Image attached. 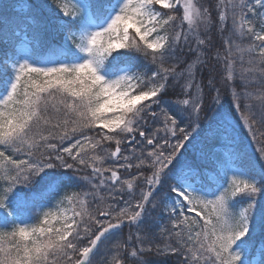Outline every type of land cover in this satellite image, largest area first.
I'll return each mask as SVG.
<instances>
[{
    "label": "snow or ice",
    "instance_id": "snow-or-ice-1",
    "mask_svg": "<svg viewBox=\"0 0 264 264\" xmlns=\"http://www.w3.org/2000/svg\"><path fill=\"white\" fill-rule=\"evenodd\" d=\"M10 7L0 264H264V0H218L215 22L201 0H37L18 21Z\"/></svg>",
    "mask_w": 264,
    "mask_h": 264
},
{
    "label": "trees",
    "instance_id": "trees-1",
    "mask_svg": "<svg viewBox=\"0 0 264 264\" xmlns=\"http://www.w3.org/2000/svg\"><path fill=\"white\" fill-rule=\"evenodd\" d=\"M18 2H19V0H0V8H2V6L4 4H7V5H10L11 6L10 9H9V12L12 14L11 15V19L13 21H18L24 15V13L27 11L26 6L29 5V4L35 5L37 3V0H25L24 7L23 8L22 7L21 8H18V6H17L18 5ZM48 2L51 3V0H48ZM201 2L205 5V1H202L201 0ZM157 7H159V6H157ZM161 10L164 11V12H168L167 9H161ZM175 14H177V11H176ZM212 18H213V21L215 22L216 20H215V15H214L213 12H212ZM228 23H229V26H231L230 21ZM212 34H213V37H214V39L216 41L217 47L219 48L221 46V38H220V34L217 32L216 28H213ZM225 35H227V32L225 33ZM23 37H24V34L21 33V39ZM18 41H16V44H17ZM48 42L50 44H56L57 43V41L55 39H51V38H48ZM245 43H247V41H245ZM215 51H216V49H213V53ZM189 59H191V57H189ZM246 60H247V56H245V61ZM213 63H215V61H213ZM244 67H247V64L246 63L244 64ZM240 68H241V64L239 62V58L237 57L236 70L239 72L240 71ZM213 75L215 76V80H216L217 87H219L221 97L224 98L226 105L228 103H231V100H232V97H231V89H232L233 85L230 84V83L229 84H225V82L223 80V78L226 77V75H227V73L225 71V68L222 67L220 64H216V68H215V71H214ZM199 78L200 77L198 76V79ZM202 79H203V83L205 85V87H204V95H205V105L207 106V104L211 102V98L213 96H215L216 93H215V90L214 89L210 92L209 91V88L207 87L208 72L206 70L203 73ZM234 87H235V89L237 91H240L241 90V87L242 86H241V83L239 82V80H237L235 82ZM253 87H255V86H253ZM249 90H252V89H249ZM176 92H179V89H177ZM175 98H176V93L173 92V90H172V88L170 86L169 89H168V92H167V94L165 96V99L166 100H169V101H174ZM241 103H243V101H241ZM253 103H255V101H253ZM154 110L157 111V112L159 111L158 108H154ZM89 134L91 135L92 133H89ZM173 143H174V141H173ZM245 143H247V141H245ZM109 147H111L112 149H114L115 145H111ZM256 147H257V145L253 144L252 147L249 149V153L252 154V155H254V156H256V157H258L259 156V153L258 152L253 153V151H252V149H254ZM191 156H192V146L191 145H188L187 146V151L185 152V157L186 158H191ZM105 166H109V165L106 164ZM90 171H91L90 169L86 170V174L87 173H90ZM132 171L134 173L135 172V169H133ZM120 172H121V176L122 177L129 178L127 176V173L123 169H121ZM106 175H108V174L106 173ZM136 189L141 190V188H139V187L136 188ZM144 190H147L146 186L144 187ZM139 196H140V194L137 195L136 198L138 199ZM125 198H126V196H124V199ZM126 199H128V198H126ZM29 211H31V210H29ZM163 221H164V218L161 220V223ZM130 232H134V229H131L126 224L123 227V229L118 232V235L121 238H123V239H127V237H128V235H129ZM86 243H87V241H84V244H86ZM258 244H259V241H257V246H258ZM104 246L105 245H103V244L101 245V250H103ZM257 256H258V254H257ZM148 258L149 259H157L154 255H151ZM258 259H259V256H258ZM166 264H171L170 263V258H168ZM172 264H176V260Z\"/></svg>",
    "mask_w": 264,
    "mask_h": 264
},
{
    "label": "rangeland",
    "instance_id": "rangeland-1",
    "mask_svg": "<svg viewBox=\"0 0 264 264\" xmlns=\"http://www.w3.org/2000/svg\"><path fill=\"white\" fill-rule=\"evenodd\" d=\"M202 1H205V5L206 6H209L210 7V9H211V11L214 13V15H215V20H217V15H218V11H217V9H216V4H217V2H218V0H202ZM18 8H23L24 7V3H23V0H19V2H18ZM182 15V12L180 11V10H177V14H176V16L177 17H180ZM229 21H230V23H231V20L229 19ZM180 23V21H179V19L176 21V24H179ZM66 146V145H65ZM122 179H125V177H122ZM141 193V190H139V189H135V194H134V197H133V201L135 200V199H137L136 198V196L137 195H139ZM126 198H128L129 199V197L126 195ZM125 198V199H126ZM189 215H192V216H194V213H191V214H189ZM162 224H167V217H164V221L162 222ZM83 246V245H82ZM175 261V257H170V263L172 264L173 262Z\"/></svg>",
    "mask_w": 264,
    "mask_h": 264
},
{
    "label": "bare ground",
    "instance_id": "bare-ground-1",
    "mask_svg": "<svg viewBox=\"0 0 264 264\" xmlns=\"http://www.w3.org/2000/svg\"><path fill=\"white\" fill-rule=\"evenodd\" d=\"M23 3H25V0H23ZM24 39V37L21 39V40H23ZM20 44H21V41L19 40L18 42H17V47H19L20 46Z\"/></svg>",
    "mask_w": 264,
    "mask_h": 264
}]
</instances>
